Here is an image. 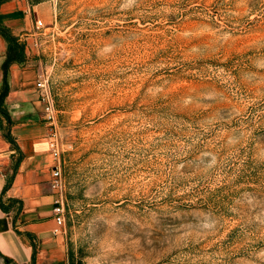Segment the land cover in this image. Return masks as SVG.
Returning <instances> with one entry per match:
<instances>
[{"label": "rangeland", "instance_id": "obj_1", "mask_svg": "<svg viewBox=\"0 0 264 264\" xmlns=\"http://www.w3.org/2000/svg\"><path fill=\"white\" fill-rule=\"evenodd\" d=\"M16 5L54 103L64 264H264V0Z\"/></svg>", "mask_w": 264, "mask_h": 264}, {"label": "crops", "instance_id": "obj_2", "mask_svg": "<svg viewBox=\"0 0 264 264\" xmlns=\"http://www.w3.org/2000/svg\"><path fill=\"white\" fill-rule=\"evenodd\" d=\"M31 10L17 7L16 0L0 2V23L25 43L27 55L24 63L9 68L5 103L11 122L0 115V252L18 264H64L53 210L56 161L36 88L40 69L29 61Z\"/></svg>", "mask_w": 264, "mask_h": 264}, {"label": "built area", "instance_id": "obj_3", "mask_svg": "<svg viewBox=\"0 0 264 264\" xmlns=\"http://www.w3.org/2000/svg\"><path fill=\"white\" fill-rule=\"evenodd\" d=\"M43 26V22L41 20L36 21V29H39ZM36 46H38V42L36 41ZM36 88L39 96V100L44 104L43 112L44 118L48 121L50 125H52L55 120V112H54V103L50 94L49 86H48V77L44 74H39L37 79ZM50 146L51 151L54 157L58 158V152L55 148V143L53 141L52 135L50 136ZM53 187L56 191V197L54 200V213L55 218L58 224V231L61 232L65 225V203H64V187L62 184V171L59 164H56L53 168Z\"/></svg>", "mask_w": 264, "mask_h": 264}, {"label": "trees", "instance_id": "obj_4", "mask_svg": "<svg viewBox=\"0 0 264 264\" xmlns=\"http://www.w3.org/2000/svg\"><path fill=\"white\" fill-rule=\"evenodd\" d=\"M3 0H0L2 2ZM0 34L7 43L6 57L2 64L3 79L0 85V115L5 116L8 122H11L9 112L6 106V98L10 91V83L8 79L9 68L14 63H24L27 60L25 52V43L14 36L11 31L4 25H0ZM7 259L11 260L9 257Z\"/></svg>", "mask_w": 264, "mask_h": 264}, {"label": "bare ground", "instance_id": "obj_5", "mask_svg": "<svg viewBox=\"0 0 264 264\" xmlns=\"http://www.w3.org/2000/svg\"><path fill=\"white\" fill-rule=\"evenodd\" d=\"M169 256V255H168ZM157 260V259H156ZM163 260V259H162ZM165 260V259H164Z\"/></svg>", "mask_w": 264, "mask_h": 264}]
</instances>
